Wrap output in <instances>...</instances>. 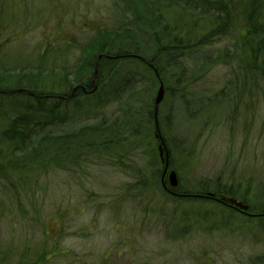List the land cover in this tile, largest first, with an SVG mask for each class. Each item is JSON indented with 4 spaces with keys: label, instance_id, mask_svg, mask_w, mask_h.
Returning <instances> with one entry per match:
<instances>
[{
    "label": "trees",
    "instance_id": "trees-1",
    "mask_svg": "<svg viewBox=\"0 0 264 264\" xmlns=\"http://www.w3.org/2000/svg\"><path fill=\"white\" fill-rule=\"evenodd\" d=\"M121 1L128 15L120 25L83 44L67 41L48 53L54 39L36 62L19 67L0 51V198L8 200L0 201V217L12 214L28 227L26 221L41 214L42 202H36L41 177L54 171L86 176L88 169L101 167L126 178L122 186L107 190L110 206L137 201L135 208H142L144 217L163 219L165 235L172 240L204 230L203 224L216 215L214 203L225 212L214 218L255 216L261 218L260 227L264 183L229 184L220 177L183 181L196 140L190 141V134L179 136L177 129L184 120L196 119L197 110L188 106L201 101L220 100L232 105L233 113L245 95L246 106L253 102L258 83H264V0ZM223 40L224 45L213 46ZM74 48L78 53L72 65L56 69L47 59L54 60L58 52L62 59ZM222 66L228 69L223 86L203 100L204 92L193 88L200 77ZM160 83L164 94L155 116ZM110 105L114 109L107 108L109 113L100 111ZM72 107L84 109V115ZM159 146L167 154L165 173ZM168 169L180 173L175 187L163 179ZM219 195L243 202L246 211L218 202ZM31 255L28 246L0 241V264H38L42 256L30 262ZM251 262L264 263V253Z\"/></svg>",
    "mask_w": 264,
    "mask_h": 264
},
{
    "label": "rangeland",
    "instance_id": "rangeland-1",
    "mask_svg": "<svg viewBox=\"0 0 264 264\" xmlns=\"http://www.w3.org/2000/svg\"><path fill=\"white\" fill-rule=\"evenodd\" d=\"M123 15L128 13L121 0H0V51L9 64L19 67L36 62L54 39L48 53L67 41L83 44L97 32L118 27ZM224 43L226 40L213 46ZM77 53L75 48L67 49L62 59L59 52L54 60L47 59L58 69L72 65ZM227 73L224 66L215 68L200 77L193 89L204 92L203 100L211 99ZM94 89L96 86L91 92ZM251 97L253 102L246 106L245 95L234 113L232 105L219 104L220 100L188 106L197 110L196 119L184 120L177 132L179 136L190 134V141H196L191 167L182 172L183 181L220 177L229 184L256 187L264 183V83H258ZM107 108L111 111L114 106L100 111L109 113ZM83 110L75 114L82 116ZM172 170L176 178L180 175L176 169H168L167 181ZM88 171L91 174L86 176L54 171L41 177L36 193V202H42L38 221H26L25 227L5 213L0 217V241L30 247L28 261L40 254L38 264H252L255 256L264 253V221L260 227L257 224L261 218L246 220L233 215L236 217L230 221L217 219L214 217L224 216V210L209 203L216 215L203 224L205 229L172 240L165 235L163 219L144 217L143 209L135 208L137 201L110 206L105 194L123 185L126 178L122 173L101 167ZM0 201L8 200L1 196ZM214 225L218 229L211 228Z\"/></svg>",
    "mask_w": 264,
    "mask_h": 264
},
{
    "label": "water",
    "instance_id": "water-1",
    "mask_svg": "<svg viewBox=\"0 0 264 264\" xmlns=\"http://www.w3.org/2000/svg\"><path fill=\"white\" fill-rule=\"evenodd\" d=\"M96 68H97V61L95 63V67H94V74H93L92 81H94V77L96 76ZM93 88H95V85H93ZM74 90H75V87L72 89V91L70 93V96L73 95ZM13 91H15V90H12L11 92H13ZM83 91L85 93L88 92V91H86L84 89H83ZM28 93L30 94V92H28ZM163 94H164L163 84L160 83L159 86H158L156 95L154 97L155 116H156L157 106L160 103V101L162 100ZM158 150H159V157H160L161 161H165V167L163 169V173H165L166 168H167V155L166 154L163 155V150H162L161 146L158 147ZM168 182H169V185L171 187H175L177 185L178 180H177L176 174H175V172L173 170L170 171V173H169ZM218 200L225 201V203H228L230 206H233L234 208L239 209L241 211H246V209H247V205L246 204H244L243 202L237 200L236 198H234L232 196H220V198Z\"/></svg>",
    "mask_w": 264,
    "mask_h": 264
},
{
    "label": "flooded vegetation",
    "instance_id": "flooded-vegetation-1",
    "mask_svg": "<svg viewBox=\"0 0 264 264\" xmlns=\"http://www.w3.org/2000/svg\"><path fill=\"white\" fill-rule=\"evenodd\" d=\"M167 174V173H166ZM166 174H164L163 175V179H166ZM220 196H229V195H219L218 197H217V199L216 200H218L219 198H220ZM218 202H221V203H224V204H226V205H229L228 203H225V201H220V200H218ZM230 206V205H229Z\"/></svg>",
    "mask_w": 264,
    "mask_h": 264
}]
</instances>
